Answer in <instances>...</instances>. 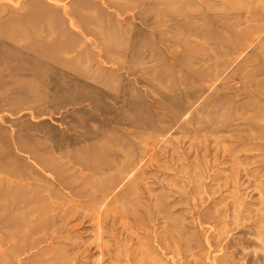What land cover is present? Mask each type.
I'll list each match as a JSON object with an SVG mask.
<instances>
[{"label": "rangeland", "instance_id": "1", "mask_svg": "<svg viewBox=\"0 0 264 264\" xmlns=\"http://www.w3.org/2000/svg\"><path fill=\"white\" fill-rule=\"evenodd\" d=\"M0 264H264V0H0Z\"/></svg>", "mask_w": 264, "mask_h": 264}]
</instances>
